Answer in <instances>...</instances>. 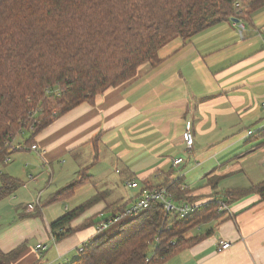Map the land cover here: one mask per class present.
Wrapping results in <instances>:
<instances>
[{
  "label": "crops",
  "instance_id": "obj_1",
  "mask_svg": "<svg viewBox=\"0 0 264 264\" xmlns=\"http://www.w3.org/2000/svg\"><path fill=\"white\" fill-rule=\"evenodd\" d=\"M253 22L246 38L232 22L186 47L182 39L172 41L158 53L165 60L160 67L143 66L134 80L99 96L94 106L83 104L50 125L35 139L38 150L13 154L3 173L22 186L0 199V252L23 245L16 264H67L101 233L94 226L55 242L51 224L98 194L105 196L72 228L112 216L111 206L124 205L128 177L143 188L142 181L153 176V182L181 178L195 203L222 198L229 208L223 218L193 231L204 235L200 242L165 264H264L260 197L228 206L223 195L215 196L264 180L263 141L250 140L264 129V10ZM187 130L195 140L191 150L183 140ZM99 135L95 146L91 142ZM86 169L91 178L71 199L44 206ZM208 176L222 179L216 190L208 187ZM221 241L232 247L218 253Z\"/></svg>",
  "mask_w": 264,
  "mask_h": 264
},
{
  "label": "trees",
  "instance_id": "obj_2",
  "mask_svg": "<svg viewBox=\"0 0 264 264\" xmlns=\"http://www.w3.org/2000/svg\"><path fill=\"white\" fill-rule=\"evenodd\" d=\"M263 10L264 0H0V160L6 158L12 135L29 133L24 145L31 147L41 132L72 110L83 104L94 106L99 96L134 80L145 65L152 70L160 67L165 60L158 53L172 41L182 39L186 47L233 19L245 26L246 38L254 28L253 18ZM101 137L91 143L97 146ZM250 140H262L264 145V129ZM87 170L44 206L71 199L89 182ZM221 181L213 177L207 183L216 190ZM142 183L151 191L167 189L177 207L198 200L190 197L193 191L184 187L181 178L153 182L150 176ZM21 186L4 175L0 199L13 196ZM224 194L228 206L251 195L264 204V180ZM104 196H93L53 222L55 242L99 227L101 220L95 223V217L77 228L71 225ZM127 206H111L113 215L105 218ZM224 215L217 204H207L182 219L155 204L130 218L116 234L101 232L67 264H165L204 237H191V232ZM149 244L157 249L146 262L153 252ZM24 249L22 245L7 254L0 252V264H16Z\"/></svg>",
  "mask_w": 264,
  "mask_h": 264
},
{
  "label": "built area",
  "instance_id": "obj_3",
  "mask_svg": "<svg viewBox=\"0 0 264 264\" xmlns=\"http://www.w3.org/2000/svg\"><path fill=\"white\" fill-rule=\"evenodd\" d=\"M239 25H240V37L243 38V31L245 29V26L241 23ZM183 140L186 144L187 149L191 150L194 147L195 140L191 130H187L184 133ZM25 149L27 150L28 148L24 146V144H20V145L10 144L7 152L11 154L14 152L26 151ZM30 149L35 151L38 150V147L36 145H33L31 146ZM181 163H183V159L175 161V166H178ZM123 184H124V188H127L128 191H136V190L139 191V196L135 199V202L130 207H127V209H125V211H123L122 213H119L110 218H105V217L102 218L101 223L98 227V232L100 233L107 231L109 228H111L112 225H114L115 223L119 222L120 220L126 217L134 218L138 216L139 214H141L142 212L149 209L152 205L155 204L163 205L167 214H172L174 212H177L178 214H180V217L182 219L188 216L189 214L194 213L199 208L207 205V204L193 203V204L177 207L173 203L171 195L168 193L167 189L165 188L151 191L148 189H143L141 187V184L136 181H124ZM219 211L228 212L229 208L226 205L221 204V206L219 207ZM231 247L232 244L230 242L221 241L217 252L218 253L225 252L229 250ZM39 249H43V247L39 246ZM156 249L157 248L153 246L152 255H150V257L148 258L149 261L155 255L154 251Z\"/></svg>",
  "mask_w": 264,
  "mask_h": 264
},
{
  "label": "rangeland",
  "instance_id": "obj_4",
  "mask_svg": "<svg viewBox=\"0 0 264 264\" xmlns=\"http://www.w3.org/2000/svg\"><path fill=\"white\" fill-rule=\"evenodd\" d=\"M183 41V40H182ZM42 133V132H41ZM40 133V134H41ZM39 134V135H40ZM251 134V133H250ZM38 135V136H39ZM253 135V134H252ZM37 136V137H38ZM36 137V138H37ZM29 138V133H27V132H21V133H19V134H17V135H12L11 136V141H9L11 144H14V145H20V144H24V142H21L20 143V141L23 139L24 141H26L27 139ZM35 138V139H36ZM8 142V143H9ZM10 143L9 144H7V146L9 147L10 146ZM33 145H35V144H33ZM32 145V146H33ZM37 146V145H36ZM7 147V148H8ZM38 147V146H37ZM28 148V147H27ZM31 147H29V150H31L30 149ZM26 150V149H25ZM8 151V150H7ZM31 151H33V150H31ZM36 151V150H35ZM15 153H18V152H14V153H8L7 152V154H6V158L5 159H1L0 160V181H1V178L5 175L4 173H3V166L5 165V164H7V163H9V162H11V156L13 155V154H15ZM7 160H9V161H7ZM8 176V175H7ZM9 177V176H8ZM217 177V176H216ZM217 178H219V177H217ZM29 179H32V180H35V178H33L32 176H30L29 177ZM213 179V177H211V176H208V180H207V182H209V180H212ZM244 180H247V179H244ZM126 181H130L129 179H127ZM137 182V181H136ZM104 183L103 182H101L100 183V186L98 187V189H100V187H101V185H103ZM207 185H208V183H207ZM25 187L27 186V185H24ZM208 187H210V186H208ZM135 193H136V191H128L127 193H125V194H122L123 195V204H126V205H128L127 207H130L132 204H133V202L131 203L130 202V200H132L134 197H135ZM215 193H216V195L215 196H219V195H225L224 194V191L221 193V194H217V191H215ZM225 197V196H224ZM137 198V197H136ZM226 199V198H225ZM223 199L222 198H219V200L218 199H216L215 198V200H213V201H211L210 203H209V205L210 204H217L219 207L221 206V204H224V202L222 201ZM261 200V199H260ZM134 201H135V199H134ZM225 201V200H224ZM225 205V204H224ZM33 210L35 209V208H33V206H30ZM130 220V217H126V218H124V219H122V220H120L119 222H117V223H115L114 225H112L111 226V228H109L107 231H105V234H107V235H109V236H112V235H114V234H116L117 232H118V230L120 229V227L124 224V223H126L127 221H129ZM196 232V231H195ZM191 234V236H194L195 235V233L194 232H191L190 233ZM150 245V249H151V251H152V248H153V246H154V244H149ZM146 262H150L149 261V259L147 258V260H146Z\"/></svg>",
  "mask_w": 264,
  "mask_h": 264
},
{
  "label": "water",
  "instance_id": "obj_5",
  "mask_svg": "<svg viewBox=\"0 0 264 264\" xmlns=\"http://www.w3.org/2000/svg\"><path fill=\"white\" fill-rule=\"evenodd\" d=\"M233 22H235V23H237V24H239V23H240V21H239V20H235V19H233Z\"/></svg>",
  "mask_w": 264,
  "mask_h": 264
}]
</instances>
